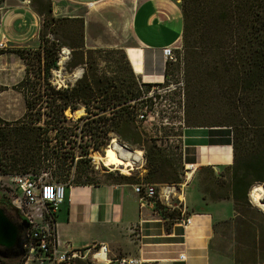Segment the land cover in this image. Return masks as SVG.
<instances>
[{"label": "trees", "instance_id": "trees-1", "mask_svg": "<svg viewBox=\"0 0 264 264\" xmlns=\"http://www.w3.org/2000/svg\"><path fill=\"white\" fill-rule=\"evenodd\" d=\"M40 6L42 7L37 12L44 19L38 33L37 48H19L13 51L22 59L25 67L22 79L13 86V89L22 93L25 103L24 113L16 119L20 127H15V131L5 129L4 126H8L10 121L0 118V124H4L0 127V145L8 144L11 136L21 142L22 158L18 162L25 167L33 166L34 171L11 173L0 166L2 175L38 176L46 172L39 170L40 166L47 164L45 167H49L51 160L70 157L73 161L75 148L80 143H77V133L63 125L68 120L64 112L67 109L74 112L81 104L87 110L89 104L100 98L112 103L117 111L110 116H101H105V120L110 122L106 130L121 135L113 124L114 117L118 115L120 119L132 120L135 116L132 112L134 105L142 93L140 89L144 87L148 92L151 87V83L139 82L131 61H128L122 49L109 51L120 54L122 60L110 62L114 63L118 72L123 65L128 72L127 79L98 75V61H95L93 54L99 50L85 49L83 18L55 17L51 14L50 4ZM180 8L183 18L181 43L183 59L186 61L184 111L187 113L189 103L199 104L200 110H203L202 106H206V112L212 116L211 123L206 126L230 130L232 162L222 168L229 170L230 176L229 179L223 178V175L215 177L220 191H211L210 197L226 198L230 195L240 218L239 208L251 207L250 189L256 184L264 186V0H181ZM71 24L79 29L77 44L62 41ZM215 24L217 29L213 32L211 27ZM48 33L53 36L52 39L48 38ZM63 46H68L71 50L66 69H83L72 86H61L52 81L51 72L56 67L59 51ZM75 50H80V57H74ZM111 88L113 91L109 92ZM149 102L153 105L151 99ZM181 105L183 104L179 102V106ZM122 106H129L130 110L119 111ZM89 114L99 113H86L87 116ZM43 115L45 117L42 119ZM82 118L83 116L79 119ZM90 130L88 133L92 135ZM148 139L149 143L144 146L145 175L142 179L129 178L126 176L129 172L122 178L134 183H179L183 168L178 181L172 160L163 154V138L156 136ZM157 139L161 143H157ZM89 145L87 143L85 147ZM93 148L98 147L94 145ZM87 150L83 149V153L88 155ZM80 156L76 159V169L83 162V157ZM179 159L182 160V153ZM64 165L63 162L58 167L63 168ZM156 210L164 221L166 231L180 217V211L176 207L170 209L157 202ZM261 219L264 220L263 213ZM257 232L256 244L259 249H264L263 224L258 226Z\"/></svg>", "mask_w": 264, "mask_h": 264}, {"label": "crops", "instance_id": "crops-1", "mask_svg": "<svg viewBox=\"0 0 264 264\" xmlns=\"http://www.w3.org/2000/svg\"><path fill=\"white\" fill-rule=\"evenodd\" d=\"M108 1L50 0L51 12L56 17L83 18L85 48L102 45L98 35L106 30V25L118 29L124 38L120 37V42L113 46L123 49L125 54L128 48V57L140 81L161 82L166 66L162 48H177L181 44L183 18L179 0H122L123 6L117 7L108 6ZM36 4L37 0H0V25L7 21L19 28L26 25L36 28L32 38L25 42H12L2 34L0 41H6L7 47L0 51V61H22L13 51L38 45L42 19ZM2 78L0 73V84L4 85ZM192 130L186 132L187 139L183 141L184 160L186 147L189 150L209 147L208 152L216 147L228 156L220 158L210 152L205 164L216 171L217 165L231 164L229 143L212 144L217 131ZM187 163L199 166L192 161ZM229 176L230 171L226 170L223 178ZM190 181L184 187L183 197L191 224L187 227L170 224L169 231L153 207H140L134 182L107 178L96 183H68L64 202L54 217L60 248L66 243L81 249L99 244L107 246L106 256L99 261L88 255L73 264H119L122 258L135 264H237L226 245L228 241L237 243L238 225L242 222L232 197L214 199L210 194L202 195L196 187L188 186ZM249 202H253L250 197ZM181 253L184 259L179 258Z\"/></svg>", "mask_w": 264, "mask_h": 264}, {"label": "rangeland", "instance_id": "rangeland-1", "mask_svg": "<svg viewBox=\"0 0 264 264\" xmlns=\"http://www.w3.org/2000/svg\"><path fill=\"white\" fill-rule=\"evenodd\" d=\"M37 1V7H42L40 5H45L47 3L51 5L50 0ZM179 3H181V0H179ZM107 5L110 7H117L123 6V3L122 0H109ZM41 19H44L43 15H41ZM126 22L122 24L121 29H124ZM195 22H198L196 15ZM41 27L42 22L40 28ZM100 27L101 26L98 25V30L102 31L103 28ZM105 27L106 30L98 35L101 36L102 45L85 49L99 50L97 53L93 54L95 61H98V75L106 78L118 77L119 79L125 80L128 74L126 68L122 65L118 72L116 71L114 63L110 62L122 61L120 59V54L109 52L110 50L121 49L117 46H113V44L119 43L120 37L123 39L124 35L123 33L119 34L118 29L112 30L110 26L107 25ZM68 28L69 32L66 34L67 36L62 38V41L65 43L77 44L79 40V29L75 24H71ZM211 28H213L212 31L214 32L217 29V25L215 24V26ZM35 30L36 28L31 25L19 28L16 24L12 25L4 21L0 25V36L3 34L6 38L15 43L25 42L32 38ZM47 36L50 39L53 38L50 33H48ZM37 46L33 48H37ZM61 49H64L63 52H61ZM61 49L59 51L56 67H54L51 72L52 81L61 86H65L66 84L72 86L78 76H81L83 69H66L65 66L68 61H70L71 50L68 46H63ZM127 50L128 48H126V57L130 61ZM122 51L124 50L122 49ZM73 53L74 57H80V50H75ZM165 65L164 77L161 82H149L151 83V87L148 92H146L144 87L140 89L142 91L140 99L134 105L132 111L135 115L134 118L130 121H126L120 119L118 115L114 117L113 124L116 125L117 131L121 132V135H118L115 131L106 130L110 122L106 121L105 116L101 115L110 116L116 109H114L112 103H108L102 98L89 104V110H86L82 104L79 105L78 109L74 112L67 109L64 115L68 120L64 121L63 125L77 133V143H80L79 147L75 148V159L71 161L70 157H67L66 159L51 160L49 162V167H45L47 164H44L40 166L39 170L49 172V175L53 179H57L59 182L63 183H75L76 181L96 182L107 178H121L124 180L122 177L129 172L130 174L126 175L129 178L142 179L146 173L144 146H147V143H149L148 138L158 136L159 138H163L161 144L163 154L172 160L178 181L184 163L190 161L199 163L188 186L192 188L196 187L202 195H209L211 191L213 193H218L220 189L215 181V177L224 175L226 169L222 168L225 166L223 164L217 165L218 168L216 171L205 163L210 152H212L213 155H218L220 158L228 156L227 152H218L217 149L220 148L216 147H211L210 149H212V151L209 150V152V147L201 148V150L198 148L189 150V148L186 147L185 154L187 159L185 158L184 160L183 141L187 139L186 132L194 128V131L197 132L209 130L214 133V131H217L218 134H214L212 137V144H217L219 141L221 144H226L228 142L231 146V132L227 128L206 126L212 121V116L205 110L206 106H202L203 110H200L199 104L189 103L187 113L184 111V107L186 108V105H184L186 96L184 92L186 61L183 59L182 43L177 48H174L173 59L165 62ZM24 68L23 61H0V73L3 77L1 83H4V85L0 84V92L5 90L3 94H0V117L2 120L6 119V121H10L8 122V126L4 127L5 129H12V131H15L13 130L15 127H20L16 119H19L25 111L22 93L13 89V86L23 77ZM77 72H79V74H77ZM139 82L142 83L140 80ZM118 86L120 85L118 84ZM108 91L110 92L113 90L111 88ZM149 99H151L153 105H150ZM179 102L183 105L179 106ZM81 109L83 112L78 113L77 111ZM122 110H130V107L122 106L119 108V111ZM89 111L99 114H89L87 116L86 113ZM144 114L145 116L143 117ZM81 116H83V118L79 119ZM44 117L43 115L41 118L43 119ZM3 125L4 124H0V127ZM89 130L92 132V135L88 133ZM53 132L54 131H52V133ZM124 135L126 139H124ZM137 141L138 144H135ZM87 143H90V145L85 147ZM157 143H161L160 139H157ZM94 145H97L98 148L94 149ZM83 149H88V155L83 153ZM108 149H112V156H119L127 160L128 165L123 166L122 164L121 168H118L110 163L107 157ZM180 153H182V160L179 159ZM80 155L83 157V162L80 163L76 169V159H79L81 157ZM21 158L22 143L15 140L13 136H11L8 144L0 145V166L2 169H6L11 173L34 171L33 166L25 167L18 162ZM63 162L65 165L63 168H59L58 165H61ZM4 182H0V195L3 194L12 201L14 197L12 188ZM17 193L19 194V192ZM250 199L252 201L251 197ZM260 199V202L264 203L263 194H261ZM250 205L251 207L239 208L241 212V216L239 217L242 222L238 225L237 243L228 241L226 245L229 247V252H233L237 264H264L262 263L264 259V249H259L256 244L258 226L261 224L264 225V220L261 219V214H264V210L253 202ZM12 206H14L13 203ZM23 261L24 259L21 256L4 261L0 260V264H23Z\"/></svg>", "mask_w": 264, "mask_h": 264}, {"label": "built area", "instance_id": "built-area-1", "mask_svg": "<svg viewBox=\"0 0 264 264\" xmlns=\"http://www.w3.org/2000/svg\"><path fill=\"white\" fill-rule=\"evenodd\" d=\"M7 47L6 41H0V51ZM64 49H61L63 52ZM164 61L172 60L174 48L166 46L162 48ZM197 165L184 163L181 181L175 183H136L134 192L138 195L140 207L151 206L156 210V203L167 206L170 209L178 208L180 217L176 223L187 227L191 224V216L186 214L183 197L184 187L191 180ZM5 181V182H4ZM0 182L11 186L13 191V205L20 210L23 219L28 222L26 241L24 243L23 264H73L76 260H82L90 255L94 261H99L107 254L105 244L92 245L89 248H75L66 243L60 248V242L55 231V214L65 199V188L68 183L55 181L44 172L38 176L32 174H0ZM19 192V194L17 193ZM184 259L183 253L179 255ZM135 264L125 259H119V264Z\"/></svg>", "mask_w": 264, "mask_h": 264}, {"label": "water", "instance_id": "water-1", "mask_svg": "<svg viewBox=\"0 0 264 264\" xmlns=\"http://www.w3.org/2000/svg\"><path fill=\"white\" fill-rule=\"evenodd\" d=\"M27 227V222L22 220L19 225L14 224L8 216L0 208V247L5 250H13L15 248L20 251L15 254L16 257H20L24 254V243L26 237L22 236V231ZM1 257H4L0 253Z\"/></svg>", "mask_w": 264, "mask_h": 264}, {"label": "flooded vegetation", "instance_id": "flooded-vegetation-1", "mask_svg": "<svg viewBox=\"0 0 264 264\" xmlns=\"http://www.w3.org/2000/svg\"><path fill=\"white\" fill-rule=\"evenodd\" d=\"M0 208L8 216V218L16 225H19L22 222V220H24L23 217L21 216L20 210L12 206V201L6 198L3 194L0 195ZM28 229H29V224L27 222V227L23 229L22 236L27 237ZM19 251L20 250L17 248L13 250H5L4 248L0 247V253L4 255V257L0 256V259L8 260V259L18 258L15 256V254L18 253ZM24 252H25V249H24Z\"/></svg>", "mask_w": 264, "mask_h": 264}, {"label": "bare ground", "instance_id": "bare-ground-1", "mask_svg": "<svg viewBox=\"0 0 264 264\" xmlns=\"http://www.w3.org/2000/svg\"><path fill=\"white\" fill-rule=\"evenodd\" d=\"M77 74H79V72H77ZM77 112L81 113V112H83V110L81 109V110H78ZM107 157H108L109 162L118 168H121L122 164H123V166L128 165L127 160H124V158H120L119 156H117V157L112 156V149L107 150ZM122 171H124V170H122ZM261 194L264 195V186L262 184L255 185L250 191V197L252 198V201L256 205H258L262 210H264V203L260 202Z\"/></svg>", "mask_w": 264, "mask_h": 264}]
</instances>
